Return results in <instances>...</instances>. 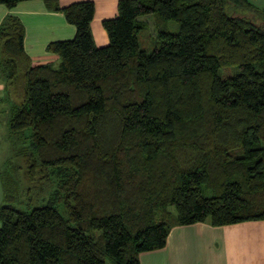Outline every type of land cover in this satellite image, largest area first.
Instances as JSON below:
<instances>
[{"label":"trees","instance_id":"1","mask_svg":"<svg viewBox=\"0 0 264 264\" xmlns=\"http://www.w3.org/2000/svg\"><path fill=\"white\" fill-rule=\"evenodd\" d=\"M43 2L76 30L48 42L58 65L0 24V264H140L174 225L264 219V7L118 0L97 46L92 0Z\"/></svg>","mask_w":264,"mask_h":264},{"label":"crops","instance_id":"2","mask_svg":"<svg viewBox=\"0 0 264 264\" xmlns=\"http://www.w3.org/2000/svg\"><path fill=\"white\" fill-rule=\"evenodd\" d=\"M75 1L87 0H59V3L63 7ZM92 1L95 6L91 22L93 39L97 46L106 45L109 40L102 21L116 15L118 0ZM259 2V6L264 7V0ZM8 14L18 16L23 21L25 29L23 44L32 63L58 65L60 57L46 49L48 42L69 39L76 33L75 27L65 19L63 13L50 11L45 7L43 0H28L18 2L11 8L0 4V24ZM4 94L3 85L0 84V102L7 103L10 109V103L3 99ZM6 139H8L7 143H0V155L9 148V138ZM0 185L2 186L1 174ZM2 187L4 195V186ZM139 262L140 264H264V219L216 226L205 221L174 225L167 234L166 244L155 250L141 252Z\"/></svg>","mask_w":264,"mask_h":264},{"label":"rangeland","instance_id":"3","mask_svg":"<svg viewBox=\"0 0 264 264\" xmlns=\"http://www.w3.org/2000/svg\"><path fill=\"white\" fill-rule=\"evenodd\" d=\"M255 2L259 5V0H255ZM150 16H147V18L149 19L150 17H152L153 15L151 14H147ZM150 21H154L153 18H150ZM166 26L168 27L169 31L171 32H178L179 31V23L177 24V22L173 19H170V21L167 22ZM8 104L1 101L0 102V143H7L8 139H6V137L8 136V122L10 119V109H8ZM1 148V146H0ZM10 150L7 149V151L4 154L0 155V165L2 164V161L8 156ZM4 165V164H3ZM3 167V166H2ZM22 174V173H20ZM36 198V196H35ZM41 198V197H40ZM4 201V197H3V187L0 185V204H2V202ZM63 208L59 206V210L61 211ZM172 210H174V208L172 207ZM0 226H1V222H0ZM107 264H115L112 262L111 259H107L106 260Z\"/></svg>","mask_w":264,"mask_h":264}]
</instances>
